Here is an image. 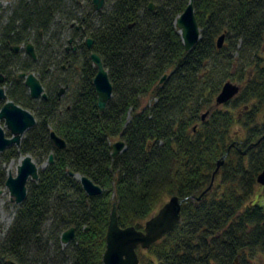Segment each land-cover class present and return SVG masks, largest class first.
<instances>
[{"label":"trees","instance_id":"obj_1","mask_svg":"<svg viewBox=\"0 0 264 264\" xmlns=\"http://www.w3.org/2000/svg\"><path fill=\"white\" fill-rule=\"evenodd\" d=\"M190 1L106 0L99 14L92 0H17L0 16V87L37 120L3 159L29 155L40 168L0 245V264H103L115 204L120 227L144 230L173 196L185 200L181 222L148 250L137 248L140 264H253L264 256V140L252 147L264 136V0H193L201 38L187 51L176 22ZM28 44L36 61L14 50ZM49 48L55 57L43 62ZM94 53L113 85L103 113ZM22 73L35 74L47 99L30 97ZM228 82L240 93L216 106ZM118 139L126 149L113 158ZM70 173L103 193L88 196ZM72 228L76 240L64 245Z\"/></svg>","mask_w":264,"mask_h":264},{"label":"water","instance_id":"obj_2","mask_svg":"<svg viewBox=\"0 0 264 264\" xmlns=\"http://www.w3.org/2000/svg\"><path fill=\"white\" fill-rule=\"evenodd\" d=\"M106 0H92L94 11L101 14L105 6ZM150 10L154 11L155 6L150 5ZM176 26L179 34L187 51H191L201 38V30L198 25L193 0L190 1L185 12L177 19ZM224 36L218 39V47L223 44ZM72 42V41H71ZM93 46V41L88 40V47ZM20 47H16L18 51ZM75 50V49H74ZM26 52L36 59L34 46L29 44ZM91 60L97 68V74L94 79L95 89L98 95V106L101 113L105 112L108 103L113 97V85L109 78V73L104 67L101 57L97 54L91 55ZM25 79V85L29 90V95L32 99H47L44 87L35 74L23 73L19 76ZM164 76L160 82L166 80ZM1 81L3 79L1 78ZM241 88L233 83L228 82L223 87L221 93L216 99V106H221L240 93ZM63 93V91H62ZM0 101L4 102L0 108V153H4L11 147H21L22 140L25 134L32 129L37 120L35 116L28 110L22 108L15 102L8 99L6 90L0 89ZM4 121L6 129L10 132L11 137H7L6 131L1 125ZM51 140L53 144L60 150L67 148V143L57 136L55 132L51 133ZM264 140V136L258 140L252 147H258ZM112 157L116 158L125 149L126 144L123 141H118L112 145ZM230 152V150H229ZM247 152H244L246 154ZM227 155L218 163V168L214 177L219 173L220 168L225 163ZM54 163V157L51 155L49 161L44 164L45 169L48 165ZM40 168L35 163L31 156L22 158L21 164L17 169V175H9L6 181V187L9 189L12 202L17 205H22L28 196V183L30 181H38ZM71 176L80 180L85 193L88 196H100L103 193L101 187L95 185L89 178L80 177L74 173ZM258 182L264 186V171L258 177ZM214 185V178L211 185L197 198L198 202L204 201ZM185 200H181L177 196L171 197L144 225V230H138L134 226L122 228L118 223L117 207H113L110 217L108 232H107V248L103 257V264H140L137 255V248L141 247L143 250H148L154 243L162 240L165 236L173 232L181 222L182 205ZM76 240V231L74 228L68 230L62 235V243L64 245ZM7 264H16L14 261L9 260Z\"/></svg>","mask_w":264,"mask_h":264},{"label":"rangeland","instance_id":"obj_3","mask_svg":"<svg viewBox=\"0 0 264 264\" xmlns=\"http://www.w3.org/2000/svg\"><path fill=\"white\" fill-rule=\"evenodd\" d=\"M16 1L17 0H0V16H6L4 12H7V15H8V9L12 7ZM106 7H107V3L105 4L104 9ZM22 51L25 52L23 46H22ZM51 54H52V57H51ZM53 56L55 57L51 48L45 49L42 51L43 62L53 58ZM64 87L65 86H63L62 88ZM68 91L69 89L65 91L63 96H66V94H68ZM1 125L5 129L7 137H10L11 136L10 132L6 129L4 121L1 122ZM119 140L120 139L116 140L114 143L118 142ZM9 149H7L4 153H0V245L5 241L8 230L14 221L13 212H16L17 214L18 209L20 207L19 205L12 202L10 191L6 187V185L5 184L2 185V179L7 180L10 174H12L13 176L17 175V169L19 165L21 164V161L23 158L21 157V158L12 160L10 163H5L3 159L4 154ZM253 264H264V256L262 255L258 256L253 262Z\"/></svg>","mask_w":264,"mask_h":264},{"label":"flooded vegetation","instance_id":"obj_4","mask_svg":"<svg viewBox=\"0 0 264 264\" xmlns=\"http://www.w3.org/2000/svg\"><path fill=\"white\" fill-rule=\"evenodd\" d=\"M105 4H106V3H105ZM93 9H94V8H93ZM71 41H72V39L70 40V44L72 45V44H73V41H72V42H71ZM28 45H29V44H28ZM28 45H27V46H28ZM27 46H26V47L23 46V48H24V50H25V54L28 55V56H30V55L26 52V48H27ZM17 47H20V49H19L18 51H16V50H15L16 47H15V48H14L15 52H17V53H18V52H23V51H22V46H17ZM74 49H75V50H74ZM73 50L76 51V47H75V46H73ZM34 51H35V48H34ZM35 54H36V51H35ZM30 57L33 59L32 56H30ZM33 60L36 61V60H37V56H36V59H33ZM22 74H23V73H22ZM31 74H33V73H31ZM20 75H21V74H20ZM20 75H19V76H20ZM1 78L3 79V81H1ZM19 78H20V77H19ZM20 79H23V80H24V84H25V79H24V78H20ZM4 83H5V78H4L3 76H0V84H4ZM25 86H26V85H25ZM1 88H4L5 90L7 89L6 86H2V87H0V89H1ZM27 89H28V88H27ZM67 89H68V87H67V88H66V87H65V88H62V90H61L60 93H59V97H60V98L64 95V93H65V91H66ZM62 91H63V93H62ZM28 92H29V90H28ZM6 93H7V90H6ZM8 99H9V98H8ZM3 105H4V102L0 101V108H2Z\"/></svg>","mask_w":264,"mask_h":264},{"label":"bare ground","instance_id":"obj_5","mask_svg":"<svg viewBox=\"0 0 264 264\" xmlns=\"http://www.w3.org/2000/svg\"><path fill=\"white\" fill-rule=\"evenodd\" d=\"M15 215H16V212H13V217H15Z\"/></svg>","mask_w":264,"mask_h":264}]
</instances>
